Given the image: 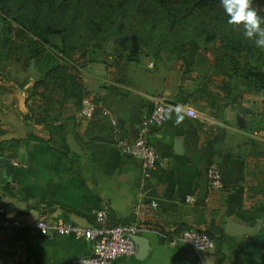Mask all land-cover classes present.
Masks as SVG:
<instances>
[{"label":"crops","instance_id":"0c3cea01","mask_svg":"<svg viewBox=\"0 0 264 264\" xmlns=\"http://www.w3.org/2000/svg\"><path fill=\"white\" fill-rule=\"evenodd\" d=\"M102 62L89 64L82 78L98 99L101 117L121 129L124 142L137 138L141 119L156 99L188 105L178 91L176 70L156 89L141 91L135 83L117 82ZM30 74L11 63L0 77V157L13 166L6 176L0 167V207L5 211L0 216V264H12L18 247H23V264H72L75 259L92 258L91 241L54 232L42 235L36 222L45 218L49 224L62 221L90 228L97 225L99 211L105 212L109 225L137 223V237L149 245L144 255L139 254L145 247L139 241L135 256L119 257L113 264H264V204L250 196L239 155L248 140L237 128V115L245 118L241 110L227 111L229 124L206 114L209 120L202 121L170 111L162 126L148 130L147 141L156 149L159 163L147 177L139 159L119 151L108 128L93 130L95 136L112 142L93 137L78 141L70 120L46 128L24 122L22 86L32 84ZM89 120L85 116L81 120L82 136ZM68 159L74 162L72 167ZM213 164L221 171L219 190H211L208 184L207 171ZM151 203L157 207L136 212ZM3 220L17 221L21 228H5ZM229 226L251 233L232 235ZM186 229L223 238L221 252L195 254L176 238Z\"/></svg>","mask_w":264,"mask_h":264},{"label":"trees","instance_id":"16d2710c","mask_svg":"<svg viewBox=\"0 0 264 264\" xmlns=\"http://www.w3.org/2000/svg\"><path fill=\"white\" fill-rule=\"evenodd\" d=\"M43 1H46L43 4L46 10L58 5L56 13L69 8L77 11L78 24L86 29L83 33L87 34L109 16L107 13L118 9L124 11L128 2L145 1V8L137 4L132 19L147 23L146 27L131 24L126 14H120L121 21L127 20L128 27L132 26L136 32L140 26L148 29L141 42L149 45L154 60L174 64V70L180 77L178 91L186 98V103L215 121L229 124L227 111L239 112L243 106L239 105L243 94L264 92V48H258L253 40L245 38L241 27L227 23L228 17L220 0ZM28 2L31 6L36 4L35 0H27V8ZM12 5L10 0H0V77H4L2 72L11 63L21 65L27 72L34 63L35 71L39 74L37 79L31 74L32 84L29 87H26L27 83L22 86V89L25 88L26 107L23 121L46 128L65 119L70 120L71 131L78 141H81V137L91 141L97 131L93 128L97 126L108 128L114 142L119 139L124 141L121 129L101 117L97 108L98 99L84 83L82 72L89 64L98 63L97 58H104L106 61L102 63L107 70H111L110 75L124 84L130 75L129 63L137 60L142 44L128 51L116 48L112 53H105L101 50L102 41H97L92 47L84 41L74 42L66 34V26L43 23L36 12ZM81 7H87L83 11L90 9L88 15L80 14ZM252 7L264 18V0H252ZM96 10L101 13L90 14ZM127 24L122 23L121 27L125 29ZM203 36L201 45L199 40ZM201 53L206 59V68L199 62ZM89 100L95 107L82 136L78 129L84 118L83 106ZM251 108L245 109L246 114H243L245 126L237 127L248 137L239 155L247 171L250 196L264 204V107H259L256 112ZM68 161L72 167L74 162ZM126 224L132 223L112 222L108 225ZM186 231L190 230L180 231L178 236L175 234L176 238ZM198 232L211 236L214 249L221 252L223 238H214L206 231ZM175 235H171V238Z\"/></svg>","mask_w":264,"mask_h":264},{"label":"built area","instance_id":"2783aa9c","mask_svg":"<svg viewBox=\"0 0 264 264\" xmlns=\"http://www.w3.org/2000/svg\"><path fill=\"white\" fill-rule=\"evenodd\" d=\"M94 104L86 101L82 112L87 118H90ZM179 109V111H177ZM170 111H177L188 117L208 121L209 118L188 105L174 104L168 99L160 97L156 99L152 110L145 114L141 119V124L137 138L130 142L117 140L116 144L119 151L129 157L139 159L142 163V169L148 177L156 169L159 163V156L156 149L147 141L148 130L151 127H160L165 122L166 116ZM106 116L107 112H103ZM209 188L219 190L222 188V176L218 165H210L207 171ZM156 203L138 207L136 212L155 209ZM5 211L0 207V216H4ZM95 220L97 225L90 228L76 226L62 221H56L53 224L46 222L45 218H40L36 222V228L42 235L54 232L61 236H72L76 239L85 238L94 245V256L88 258L75 259L72 264H113L119 257H133L136 254V244L133 237L139 233V225L126 224L119 226H109L104 211L96 213ZM2 226L18 231L21 225L17 221L3 220ZM195 254L210 251L215 248L214 240L211 236L198 231H186L180 238ZM23 247H18L11 258L12 264H23Z\"/></svg>","mask_w":264,"mask_h":264},{"label":"rangeland","instance_id":"374dc122","mask_svg":"<svg viewBox=\"0 0 264 264\" xmlns=\"http://www.w3.org/2000/svg\"><path fill=\"white\" fill-rule=\"evenodd\" d=\"M34 0H31V2ZM36 4L31 6L28 2V8H27V0H10V4H14L17 7L20 8H27V10H30L32 13H35L39 15V17L42 19L43 23H49L56 26H66V34L71 37L74 42L80 43L81 41H84L88 43L91 47L92 45L96 44L97 41H102V51L105 53H112L116 48L119 49H126V51L133 49L134 46H137L138 44H142L140 47L141 50L139 54L137 55V60L132 61L129 63V72H132L133 75H129L128 82L135 83V88L142 90H149L150 88L156 89L160 84L164 83L165 76L168 74V79H170L172 75L171 72L173 69H176L174 67V64H170L168 61H163L165 64L161 63V61H155L154 55L151 51V48H149L148 44H144L141 42V39L143 37V34L147 32L148 29H145L144 27H139L140 29L138 32H136L135 29L132 28V26L128 27L127 22L131 21V24H138L147 26V23L137 22L132 19L133 13L135 14V9H137V4L140 7L146 6L145 1H140L137 3L128 2L125 5L124 11H120L121 9H118L117 11L113 13H107V18L103 19L99 24L95 25L93 30H90V32L83 33L84 29L80 24H78V15L77 11L74 9H66L65 12L56 13L59 9L58 5L47 9L46 6H44L43 0H35ZM13 6V5H12ZM14 6V7H15ZM79 7L80 6H77ZM87 7H81L82 12L80 14L88 15L87 12L90 11H83ZM145 8V7H144ZM264 10V9H263ZM120 11V12H119ZM99 14L101 11L96 10L95 12H91ZM103 14H106L105 12H102ZM264 13V11H263ZM89 14V15H90ZM120 14H126L129 16L128 21L124 20L121 21ZM98 22V21H97ZM137 22V23H136ZM127 24L125 25V29L121 27V24ZM263 25V24H262ZM236 27V26H234ZM233 27V28H234ZM263 27V26H262ZM149 28V27H147ZM205 36L201 37L199 40V43L202 45V41L204 40ZM81 39V40H80ZM104 40V41H103ZM151 44H154V42H151ZM131 46V47H130ZM99 53V50L98 52ZM166 54H164V57ZM100 59L97 58V60ZM104 59V58H103ZM199 62L204 65V67H207L206 59L204 55L201 53L199 55ZM96 60V61H97ZM27 73V70H25ZM126 71V73L128 72ZM158 72V74H156ZM30 74V72H29ZM32 74V73H31ZM30 74V76H31ZM178 74V72H177ZM175 76V75H174ZM179 77V75H178ZM167 79V80H168ZM180 79V77H179ZM138 90V91H139ZM243 104V106H241ZM241 106V114H246L245 109L251 108V106L254 105L251 109L253 111H258L259 107H264V92L262 93H255L250 92L243 94L240 97V104ZM204 253V252H202Z\"/></svg>","mask_w":264,"mask_h":264},{"label":"clouds","instance_id":"9594fccd","mask_svg":"<svg viewBox=\"0 0 264 264\" xmlns=\"http://www.w3.org/2000/svg\"><path fill=\"white\" fill-rule=\"evenodd\" d=\"M228 17L227 23L241 27L243 35L253 40L258 48H264V18L252 7V0H220ZM179 111V109H177Z\"/></svg>","mask_w":264,"mask_h":264},{"label":"water","instance_id":"95a60500","mask_svg":"<svg viewBox=\"0 0 264 264\" xmlns=\"http://www.w3.org/2000/svg\"><path fill=\"white\" fill-rule=\"evenodd\" d=\"M98 60H100V61H106V60L103 59V58H100V59H98ZM29 72L32 73V76H33L34 79H37V78H38V75H39V74L35 71V65H34V63L31 64V66H30V68H29ZM237 125H238L239 127H244V126H245L244 119H243L241 116H239V115H237ZM93 140H94V141H102V142H112V141H110L109 139H107V138H105V137H103V136H100V135H96V136H94V137H93ZM0 167H1V169L3 170L5 176H6L7 174H10L11 171H12V169H13V166H12V164H11V161H10L9 159L3 158V157H0ZM231 228H232L231 226L228 227V233H230V234H232V235H246V234H248V233H251V232H250V229H242V230L238 231V230H233V229H231ZM133 241H134L135 244H136V243H138L139 241H143V239H140V238H138L137 236H134V237H133ZM143 242L145 243V247H144V248L142 247V248L140 249V251H139V254H142V255L145 254V251H146V250L148 249V247H149L148 242H146L145 240H144Z\"/></svg>","mask_w":264,"mask_h":264}]
</instances>
